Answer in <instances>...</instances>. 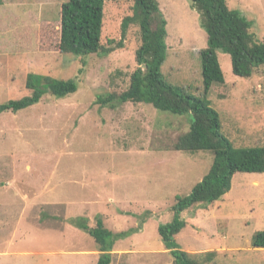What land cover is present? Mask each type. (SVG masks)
<instances>
[{
  "label": "rangeland",
  "instance_id": "1",
  "mask_svg": "<svg viewBox=\"0 0 264 264\" xmlns=\"http://www.w3.org/2000/svg\"><path fill=\"white\" fill-rule=\"evenodd\" d=\"M68 0H2L0 5V104L32 95L29 73L78 80L63 98L45 94L34 106L0 115V264H97L98 247L87 230L97 220L116 237L111 264H173L159 236L175 219L176 198L188 196L208 173L213 153L172 150L190 128L191 114L98 98L129 87L140 47L139 28L122 36L134 0H106L101 45L123 48L87 57L58 51L60 8ZM167 21V82L203 94L200 52L207 35L190 0H157ZM264 38V0H226ZM224 83L207 94L221 132L235 147H264V65L250 78L232 72L218 51ZM110 106V105H109ZM254 180L260 187H254ZM233 187V188H232ZM230 192L207 208L179 218L178 249L199 264H264L253 235L264 231V174L236 173ZM61 204V205H60ZM215 252L209 261L204 253ZM202 254V255H200Z\"/></svg>",
  "mask_w": 264,
  "mask_h": 264
},
{
  "label": "trees",
  "instance_id": "2",
  "mask_svg": "<svg viewBox=\"0 0 264 264\" xmlns=\"http://www.w3.org/2000/svg\"><path fill=\"white\" fill-rule=\"evenodd\" d=\"M106 0H68L60 8L58 51L65 55L87 57L92 54H109L123 48V42L109 41L108 47L101 45L103 11ZM2 0H0V5ZM191 9L199 16L200 26L207 35V47L201 50L203 94L188 95L181 88L167 82L162 74L166 60L167 21L157 0H134L132 15L123 18L122 36L131 26L139 28L140 47L135 53L137 67L129 80L128 89L118 96L98 98L101 106L111 107L113 102L123 104L143 103L153 108L177 115L191 114L192 121L187 132L177 136L173 151L194 154L200 151L213 153L212 165L202 181L184 198H176L173 208L175 219L158 228L165 249L173 264H199L196 256L178 249L175 237L185 228L180 214L198 205L207 208L230 192L236 173L264 174V147H235L221 132L218 113L207 99L211 87L224 83V76L217 53L230 56L232 72L241 78H250L256 69L264 65V38L257 41L250 32L251 22L238 10L230 9L226 0H190ZM26 87L32 95L20 100L0 104V115L17 113L39 103L45 94L63 98L78 90V80L58 79L29 73ZM110 105V106H109ZM87 230L100 252L97 264H111L116 237L97 220L96 227ZM254 249H264V231L253 235ZM202 255V254H200ZM215 252H206L211 260Z\"/></svg>",
  "mask_w": 264,
  "mask_h": 264
},
{
  "label": "crops",
  "instance_id": "3",
  "mask_svg": "<svg viewBox=\"0 0 264 264\" xmlns=\"http://www.w3.org/2000/svg\"><path fill=\"white\" fill-rule=\"evenodd\" d=\"M253 186L259 188V187H260V183H259V181L254 180V182H253ZM232 188H233V187H232ZM232 188H231V189H232ZM60 205H61V204H60ZM113 250H115L114 247H113ZM206 252H207V251H206ZM96 254L100 255V252L97 251Z\"/></svg>",
  "mask_w": 264,
  "mask_h": 264
}]
</instances>
